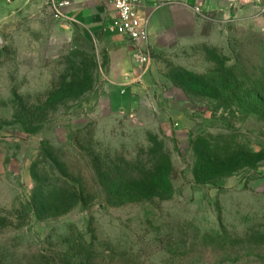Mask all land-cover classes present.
Instances as JSON below:
<instances>
[{
  "label": "rangeland",
  "instance_id": "rangeland-1",
  "mask_svg": "<svg viewBox=\"0 0 264 264\" xmlns=\"http://www.w3.org/2000/svg\"><path fill=\"white\" fill-rule=\"evenodd\" d=\"M60 1L0 0V264H206L213 239L232 246L264 234V0L208 16L184 43L149 45V70L113 29L99 40L75 26ZM121 52L144 75L134 108L114 113L110 71ZM78 72L93 81L81 96ZM191 75L205 79L199 89ZM198 145L211 152L202 185ZM133 171L148 192L110 191L130 188ZM161 171L172 185L162 199L151 192ZM36 186L76 205L40 218Z\"/></svg>",
  "mask_w": 264,
  "mask_h": 264
},
{
  "label": "crops",
  "instance_id": "crops-1",
  "mask_svg": "<svg viewBox=\"0 0 264 264\" xmlns=\"http://www.w3.org/2000/svg\"><path fill=\"white\" fill-rule=\"evenodd\" d=\"M68 1L71 5L63 11L68 20L82 31L100 40L113 29L115 14L107 0ZM255 1L143 0L140 13L150 21L149 45L155 47L173 41L184 43L193 38L208 16L230 12L231 9L240 7L242 2L249 7ZM122 40L127 46L125 39ZM126 49L129 51L130 46ZM130 64V59L124 52L112 59L109 92L110 106L114 113L134 108V98L131 95L141 89L137 83L144 74L131 70Z\"/></svg>",
  "mask_w": 264,
  "mask_h": 264
},
{
  "label": "trees",
  "instance_id": "trees-1",
  "mask_svg": "<svg viewBox=\"0 0 264 264\" xmlns=\"http://www.w3.org/2000/svg\"><path fill=\"white\" fill-rule=\"evenodd\" d=\"M230 73V72H229ZM232 74V73H231ZM219 75V72H218ZM216 75V78L218 79L217 82L220 84H223L225 82V79L223 78V76L221 75ZM218 76V77H217ZM192 78H194L195 80H197L199 83L197 82H192V86L194 89H199L200 85L204 84V78L202 77H194L191 75ZM234 77V75H233ZM90 77H86L84 72H78L77 76H76V89H78V94L84 95L86 94L88 91L91 90L92 86H93V81L89 79ZM65 83V82H64ZM209 84L204 85L205 87L208 86ZM66 89L62 90L59 92V95L65 96L66 97ZM262 93L259 92V96ZM264 93L262 94V99L264 101ZM44 152V154L46 156H48L53 162L54 164L57 166L58 165V159L56 157H54L53 153H51L50 149H43L42 150ZM195 153L198 155V157L200 158L198 160V165L195 171V180L198 184L202 185V184H206V182L204 181V177L205 175H209L211 173V167H209L212 162L210 160V149L208 147V145L206 146H196L195 148ZM230 162L232 163L233 160L230 159ZM59 171L61 173H63L61 168H58ZM169 171H170V166H169ZM169 171H161L160 173H155L154 175V179L156 181H158L159 179L162 181V183L155 185V188H153V190H151V192L153 193L154 197L157 198H165L170 197L172 194V185H171V181H170V172ZM236 173V170L234 171H230L225 173V177H230L232 175H234ZM126 176L130 177L129 181L131 182V187L128 188L127 186H123L120 183L114 184L113 187L111 188L110 191L114 192L115 194H117L118 196L122 197L125 196L128 192L135 194V195H139L140 193H146L148 192L145 188H142L140 185L137 184L138 181H140L141 179H139V177L141 176V174L136 172H132L129 173V175H127V173H125ZM51 189H47L44 187H40V186H36L35 191H34V198H33V209L35 214L40 217H55V216H60L62 214L67 213L68 211H70L75 205H76V201L73 202L72 204H68L67 202H63V203H59L60 200H48V198L52 195V196H56L57 190L55 188L52 189V191H50ZM72 191V195L75 196V200L78 199V192L76 191V189H71ZM107 191V190H106ZM59 205V206H58ZM57 207V208H56ZM57 210V211H56ZM220 237V234L218 233H211L210 235L205 236V239H210L213 237ZM248 240L246 242H243L241 244H232V246L234 247V245H240L242 246L243 250L236 252V250H232L231 249V245H228L227 242L221 238H216L213 239V241L215 243L209 244L210 246V254H208V260L206 262V264H237L243 260L244 263L249 262L250 260H254L255 262H260L264 264V234L260 231L258 232H250L247 237ZM205 248H208L205 246ZM212 254H214L213 258H212ZM200 255L199 257V262L205 261L204 256L206 255L205 253L202 252H197L195 254ZM260 260V261H258ZM73 264H96V261H93V263H90V260H87L85 258H81V260L79 262H74V260L72 261ZM199 264V263H197Z\"/></svg>",
  "mask_w": 264,
  "mask_h": 264
},
{
  "label": "built area",
  "instance_id": "built-area-1",
  "mask_svg": "<svg viewBox=\"0 0 264 264\" xmlns=\"http://www.w3.org/2000/svg\"><path fill=\"white\" fill-rule=\"evenodd\" d=\"M1 1L11 5L14 0ZM107 2L115 14L113 30L130 46L132 57L137 65L149 70L153 61L149 48L150 21L140 13L143 0H107ZM70 5V1L62 0L58 8L63 11Z\"/></svg>",
  "mask_w": 264,
  "mask_h": 264
},
{
  "label": "water",
  "instance_id": "water-1",
  "mask_svg": "<svg viewBox=\"0 0 264 264\" xmlns=\"http://www.w3.org/2000/svg\"><path fill=\"white\" fill-rule=\"evenodd\" d=\"M2 45V41H1V39H0V46Z\"/></svg>",
  "mask_w": 264,
  "mask_h": 264
}]
</instances>
